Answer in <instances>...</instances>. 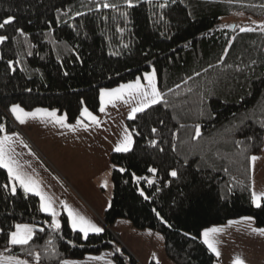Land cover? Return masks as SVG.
Wrapping results in <instances>:
<instances>
[{
    "label": "trees",
    "instance_id": "1",
    "mask_svg": "<svg viewBox=\"0 0 264 264\" xmlns=\"http://www.w3.org/2000/svg\"><path fill=\"white\" fill-rule=\"evenodd\" d=\"M236 14L263 20L264 0H0V23L14 18L0 28V135L17 129L15 104L75 121L100 113L102 89L152 68L162 96L127 120L132 147L111 153L103 232L85 237L66 214L55 227L39 196L13 192L0 166V251L29 264L105 251L115 264H139L111 231L127 219L161 233L173 263L215 264L205 229L247 216L264 228L251 159L264 146V24L233 28ZM17 224L35 226L27 244L11 243Z\"/></svg>",
    "mask_w": 264,
    "mask_h": 264
},
{
    "label": "rangeland",
    "instance_id": "2",
    "mask_svg": "<svg viewBox=\"0 0 264 264\" xmlns=\"http://www.w3.org/2000/svg\"><path fill=\"white\" fill-rule=\"evenodd\" d=\"M227 22L232 23L233 28L236 27L237 23H244L248 26H263L264 19L259 20L236 14L229 17ZM153 73L156 87L159 90L155 68L145 72L135 80L121 85L133 84L140 80L144 89L150 90L151 85L148 76ZM121 85L112 89L101 90L100 113L88 111L91 116L96 117V120H93L84 111L75 121H70L65 113H60L58 110L37 108L47 111L37 113L34 116H22L23 122H21V119H17V115L10 109V115L17 123L22 136L19 137L13 132L7 133L8 135L5 134L10 137L2 145L5 159H10L14 168L27 169L29 174L25 177L31 178L39 185V192L51 202L55 211L59 208L55 217H58L60 221H62L60 216L66 214L72 225V217L69 216V209H71L74 214L85 217L95 225L101 224L103 231L106 228L98 217V215H103L104 218V214L96 206L98 203L102 207H107L111 203L110 199L113 195L111 153L107 152L105 147L109 142L111 143V138H114L113 135L117 139V143L113 145L116 148L125 141L126 135L130 136L132 140L128 149L132 147L133 135L128 129L127 120L136 115L132 116V109L140 106L143 100L138 91L129 93L125 90L121 98L110 99L104 95L105 90L111 92L114 89H119ZM20 108L26 113H33L34 110H37H26L22 106ZM49 113H54V115H49ZM61 120L62 122H60ZM37 136L38 139H36ZM255 157L257 159L252 160V194L261 196L260 206L264 198V146L261 153ZM59 180H64L65 185L71 188L78 199H75L70 191L56 182ZM12 185L16 189L17 183L14 180ZM39 196L41 197V195ZM61 199L64 201L63 203H61ZM44 202L42 199V205ZM253 204L258 207L254 199ZM213 228L220 229L218 232L209 234L215 247L220 244V237L232 240V231L235 229L242 228L244 231L249 228L264 229L256 225L254 217L247 216L205 229L202 233L204 241V232ZM230 229L231 231H229Z\"/></svg>",
    "mask_w": 264,
    "mask_h": 264
},
{
    "label": "crops",
    "instance_id": "3",
    "mask_svg": "<svg viewBox=\"0 0 264 264\" xmlns=\"http://www.w3.org/2000/svg\"><path fill=\"white\" fill-rule=\"evenodd\" d=\"M15 125L17 129L13 131V133L18 135L19 137L22 136V133L19 131V128L16 122H15ZM5 134L8 135L7 133ZM5 134L0 135V138L5 137L6 136ZM113 136L114 138L113 139L111 138V143L109 142L108 144L109 146L107 145L105 147L107 152H110V153L114 152L116 149V146H113V145L117 143V139L115 138V135ZM38 138L39 137L37 136L36 139ZM16 169L23 176H27L29 174L28 171H26L27 169L25 170L24 168H21V169L16 168ZM14 181L17 183L18 186H20L24 190V188L20 185L19 181L17 180H14ZM56 182L59 183L62 187L66 188V190L70 191V193L75 197V199H78L77 196L71 190V188L65 185L64 180H59ZM29 193L36 194V192H29ZM68 195L72 197V195H70L69 193ZM39 198L41 201L42 211L52 216V223L54 224V226L56 227L57 222H59V225H61V221L59 220L58 217H55L50 212H46L43 210L42 198L40 196ZM47 198L50 200L49 197ZM56 202L58 201L56 200ZM63 202L64 201L61 199V203ZM94 203H96L95 200H94ZM96 204H97L96 206H98V208L101 210L102 214H105L106 210L110 206V203L107 205V207L106 206L102 207L98 203ZM58 206L60 205L58 204ZM56 210L57 211H55V213L58 214L59 208ZM98 217L103 222V215L101 216L98 215ZM67 218L69 220V223H71L68 215H67ZM27 225L31 226L33 230V234H34L35 226L31 224H27ZM96 225L99 228L102 227L101 224H96ZM76 230H79V229H76ZM111 231L114 232L118 236L122 245L136 258L139 264H151L152 262H155L158 264H175L168 258L166 254L165 239L161 233L155 230H150V229L139 230L135 228L133 224L127 219H118L117 221H115V223L111 226ZM221 231H225V230H221ZM229 231H231V229ZM94 233H100V232H94ZM219 240H220V244H218L217 246L220 252L219 256H217L216 253L213 252L212 249L210 248L217 258L215 264H234L237 257L242 259L245 262V264H264V232L262 231L256 232L254 228H249L246 231H244L242 228H239V229H235L232 231L233 241L228 238H224V237H220ZM229 247H231L230 250H229ZM0 264H29V263L21 258L11 256V255H8L0 251ZM62 264H115V263L113 261L111 252L105 251L96 256H89L81 260H68V261L63 262Z\"/></svg>",
    "mask_w": 264,
    "mask_h": 264
},
{
    "label": "snow or ice",
    "instance_id": "4",
    "mask_svg": "<svg viewBox=\"0 0 264 264\" xmlns=\"http://www.w3.org/2000/svg\"><path fill=\"white\" fill-rule=\"evenodd\" d=\"M129 3H131V0H129ZM108 5H105L107 7ZM13 17H8L7 20H5L3 23H0V28H3L5 24L11 23L13 21ZM246 30H251V29H242V31ZM7 37L0 36V42H3ZM148 81L149 84L151 85L150 90H145L143 85L141 84L140 80L135 81L133 84H127V85H121L119 89H114L111 92L108 90H105L104 95L111 98H121L122 94L125 90L129 91L131 93L132 91H138L141 93L143 100L140 104V106L135 107L132 109V116H134L138 112L144 111L146 108L150 107L151 105L157 104L161 99V93L157 89L156 84H155V79H154V73L152 75L148 76ZM103 111V109H101ZM11 111L17 115V119H21V122H23L22 116H28V115H36L37 113L40 112H46L47 110H42V109H37L33 113H26L24 112L23 109L20 108L19 105H13L11 108ZM85 114L88 116H91V113L88 112L87 109L84 110ZM49 115H54V113H49ZM93 120H96V117L91 116ZM62 122V120L60 121ZM3 128V125L0 124V129ZM155 131V129H153ZM197 134H199V131L197 130ZM10 137L5 136L2 139H0V166L6 168L8 170L9 175L14 179L19 181L20 185L24 188L25 192H36L37 195H41V198L45 201L42 205V208L46 212H50L53 216L56 215L55 210L52 207V204L50 201H48L46 198L42 196V194L39 192V185L32 180L31 178H26L25 176L21 175L16 168L13 167V162L10 159H5V153L3 150V143L4 141L9 140ZM132 140L130 136L125 137V141L120 145L117 146L115 151H127L129 146L131 145ZM253 161L257 159V157L253 156L251 158ZM123 171V169H121ZM151 171L155 172L156 169H151ZM172 176H176L177 172L172 171L171 172ZM12 191L15 192V186L13 185ZM253 199L254 201L257 202V206H259V201L261 199V196L256 195L253 193ZM69 216L72 217V226L73 228H79L81 232L84 233L85 237H87L89 232H102L103 229L97 227L94 223L91 221L87 220L85 217L76 215L72 212L71 209H69ZM250 219V218H246ZM56 227L59 228V222H57ZM220 229H208L204 232V238H205V243L208 244L209 248L212 249L213 252L216 253L217 256L220 255L219 250L215 247L214 242L210 239L209 234L218 232ZM256 231H262L264 232V229L256 230ZM33 235V230L31 226L27 224H17L16 225V231L11 233V243L12 244H19V245H24L29 242ZM234 264H245V262L237 257L236 261Z\"/></svg>",
    "mask_w": 264,
    "mask_h": 264
}]
</instances>
